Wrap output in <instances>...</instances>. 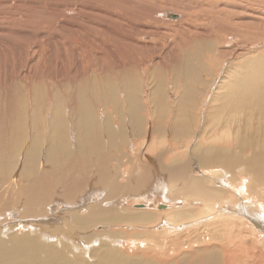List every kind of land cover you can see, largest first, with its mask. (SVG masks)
Wrapping results in <instances>:
<instances>
[{"label":"rangeland","instance_id":"374dc122","mask_svg":"<svg viewBox=\"0 0 264 264\" xmlns=\"http://www.w3.org/2000/svg\"><path fill=\"white\" fill-rule=\"evenodd\" d=\"M119 1L0 0V161L8 169L0 168V246L20 248V261L36 239L54 248L49 249L52 252L60 250L56 253L71 264H102L101 255L116 264H178L182 256L199 260L205 246L229 240L216 237L209 243L203 231L197 240L193 230L199 226L164 235L168 239L163 240L157 236L164 228L162 217L147 226L106 225L97 215L89 219L94 214L86 224L75 221L70 214L80 207L67 211L65 193L74 184L83 185L84 177L89 179L86 189L76 195L84 194L91 182L104 184V175H121L124 189L115 199L127 197L115 205L125 213L151 202L143 211L157 213L163 210L159 204L167 210L182 203L165 192L140 198L145 186L131 179L136 163L152 164L157 171L162 167L170 175L175 173V178L184 171L202 173L207 168L203 165L225 170L224 164L231 169L243 164L236 170L245 167L249 173L244 178L248 191L258 193L255 186L260 181L264 186V116L244 114L245 107L235 112L229 97H211L229 94V84L245 78L250 65L264 58V0H151L160 7L153 18L127 10L138 0ZM206 11L218 14L227 30L209 27L211 13L206 17ZM195 22L200 23L197 32L206 34V39L197 40L198 47L187 53L180 47L196 40ZM185 81L190 86L180 95L179 82ZM56 111L67 129L65 145L61 144L63 131L58 142L52 139L48 121ZM89 111L95 127L86 121ZM237 127L235 141L241 140L245 149L227 153L213 137L218 129L226 128L231 135ZM108 129L117 134L114 140L108 137ZM21 147L27 152H20ZM209 148L223 152L224 158L202 160L199 155ZM254 152L262 157L261 165L255 164L257 171L247 168ZM32 156L39 167L51 172L44 175L53 179L50 196L58 202L36 206L46 214L37 219L24 214L29 201L24 189L31 176L42 178L29 160ZM248 180L255 184L250 187ZM92 199L91 195L81 207L90 208ZM242 242L241 251L236 252L239 263L264 264L263 243H255L254 249L249 239ZM166 256L171 260L166 262ZM208 259L205 263L212 264V257Z\"/></svg>","mask_w":264,"mask_h":264},{"label":"bare ground","instance_id":"6f19581e","mask_svg":"<svg viewBox=\"0 0 264 264\" xmlns=\"http://www.w3.org/2000/svg\"><path fill=\"white\" fill-rule=\"evenodd\" d=\"M150 1L151 0L149 1L147 0L139 1L138 0V2L132 4V6L127 10L130 13H132V15L134 16H137V14H147L153 18V16L154 17L157 16V10L160 7H157V4L155 3V1H151V2ZM118 2L120 1L118 0ZM124 4L126 5L127 3H124ZM188 13L189 12H187V15H189ZM193 13H195V11H193ZM209 13L211 12L206 11L204 15L207 17V14ZM208 20H210V22L208 21L209 27L210 26L211 28L214 27V29L216 28L220 31L227 30V28H225V23L223 19L218 14L212 12ZM199 26H200V23H196V22L193 25L192 33L196 40H193L192 43H182L180 50L184 49L187 53H191V49L194 47H198L199 45L197 40L206 39L205 38L206 34L197 32V29ZM124 32L126 33V31ZM126 47L132 48L134 46L126 43ZM189 86H190V82L188 81L179 82V87H181V91L179 92L180 95H185L184 93L189 88ZM110 87L114 89L112 85ZM229 88L231 89L229 91V94H225L224 92L220 94L213 92L215 96H211V97L215 98V97H218V95L229 97L228 103L231 105L233 102L231 106L235 112H242L240 111L241 107H245V110L243 111L244 114L250 113V115L260 114L264 116V109L262 108L263 101H264V58L256 63H252L249 67L246 77L242 78L241 80L238 79L235 83L229 84ZM250 97H253V98L249 99ZM86 105L87 103H85V106ZM59 114H60L59 111L54 112L53 116L48 122H50L51 128H52V133H53L51 134L52 139L55 142H58L59 137L62 136V131H63L64 135H63V138L61 139L62 140L64 139V140L62 141L61 144L65 145V141H66L65 138L67 137L66 136L67 129L64 128L65 123L61 118V114L60 115ZM86 121L89 124H91L93 127L96 126V124L93 121V116L91 114V111L88 112L86 116ZM63 128L66 130H63ZM238 134H239L238 127L232 131L231 135L228 129L221 128L217 130V134L214 135L213 141L215 142V144L220 141L218 144H221L224 148V151L227 153L231 152L232 150L233 152H236L241 149L244 150L245 149L244 143H242L241 140L235 141L236 139L239 138L237 136ZM107 135L111 140H114L117 136V134L110 129L107 130ZM64 136L66 137L64 138ZM197 149L198 148H196L195 151L200 152L202 150V149H198V150ZM24 151L27 152V149H23L21 147L20 152H24ZM31 151L33 152L32 149L30 150V152ZM227 155H230V154H227ZM224 156L225 154L223 152L214 150L212 148L204 149L203 154L199 155V157L202 160L208 163L216 158L222 159L224 158ZM261 159L262 157L254 152L251 158L247 161V168L249 169L251 167V169L249 170L257 171L255 170L256 168L255 164L259 163L261 165V161H262ZM29 160L32 161L34 165L37 166L36 168L39 171L38 173L42 176V178L41 177L35 178L34 176H31V179L29 182L30 184L27 186L26 189H24L27 192L28 197H29L28 204L25 206L26 210L24 214L26 216H29V217L31 216L33 218H36L35 216L41 217V214L42 216L46 215L44 214L45 210L37 211L36 206H39L41 208L46 205L47 207L48 203L50 202L52 203L53 202L58 203V202L54 201V199H52V196H50L52 195L50 194V190H52L54 186L53 179H51L49 176L44 175L45 172L47 173H51V172L44 170L42 167H39V165L41 164L40 162L38 163V161L36 160V156H32L31 158H29ZM168 162H165L164 165H166ZM250 162H252V164ZM241 165L243 164H237L233 169H231L226 164H224L225 170L218 168V167L216 168L214 165H210V166L203 165V167H207V168L204 169L202 173H199V174L192 173L189 175L188 171H184L183 175H178V177L175 178L176 177L175 173H172L170 175L162 167L158 166L159 171H157L156 166H153L152 164L146 167V166H140L139 163H136L133 166L131 179L135 185L139 186V183L140 184L143 183L145 186V191L141 195H139L140 198H145L146 200V199L155 197L156 194H161V192L162 193L165 192L163 194H166L168 197H170L174 201H182V203L180 205L178 204L177 207H175V209L170 208L167 210L166 208L168 207H166L165 204H159L157 205V207L163 210L157 213L143 211V209H148L150 205L154 204L153 202H151L152 204L146 205L145 207L142 206L143 209H137V211H134L131 213H125L124 212L125 210H122L123 208L119 209L120 207L116 205L119 204L120 201L125 200L127 195H124L121 199L120 198L115 199L116 193H118L119 190L124 189V188H121L122 187L121 185L124 184L125 181L122 180L121 175L116 174V173L115 174L110 173L108 175L103 176L104 184H100L98 182H91L90 187L87 188V191L84 194L82 193V195H79V194L76 195V193L80 191L83 192L86 189L85 185L88 183L89 179L87 177H84L82 181L83 185L81 186L79 184H74V186L71 187L70 190L66 191L65 193V195L67 196L66 198L69 199V201L68 200L64 201V203H66L65 209H67L68 211V209H71L72 206L80 207L76 211H73L71 209L73 213H71L70 215L73 217L75 221L84 220L85 222L88 216L94 214L91 217H89V219L97 215V218L98 217L101 218L100 222L106 225L107 224L117 225V223L119 222L121 223L124 222V224H126L130 222V223H134V224H138L142 226H147V225L154 224L155 222H157L159 217H162L160 221H163L164 226L162 227L164 228H161L162 231H160L157 235L158 237H162V239L163 237L165 238L168 235L171 236L170 234H172L173 232L177 230L178 232H180L179 230L181 229L182 231L184 229L186 230L190 226L192 227L199 226L197 228L198 230H193L197 233L195 236L197 240L202 238L198 236V234L203 231V234L208 237L207 242L209 243L212 242L210 240H212L213 238L215 239L216 237L222 238V239L223 238L225 239V237H227V240L229 239L228 242L226 241L227 244L226 243H224L223 245L222 244H217V245L210 244L208 246H205L204 249L202 250L204 251L203 253L204 259L203 257H200L198 260V258H196L195 256H194L195 259L192 256L190 257V259L189 258L183 259V256H182L181 260L178 261V264H206L205 262L209 260L208 259L209 256L212 257V264H215V263L216 264H240L239 259H238V257L240 256H238L239 253L237 255L236 252L239 250L241 251L240 248L242 245L241 244L242 239L245 242L249 239V242L253 243L251 244L254 245V249L256 247L255 243H259V244L263 243L264 245V242H263L264 241V224H262V218L264 220V186H261L262 185L261 181L260 182L258 181L259 186H255L257 188L255 190H257L259 194L256 192L255 194L253 192L254 189L251 192L249 188V191H248L246 187L247 181L244 178L247 177V174L249 173H247L245 167H243L242 169L236 170ZM5 167H6V163H3L0 161V168L3 171L7 172L8 169L7 167L5 169ZM142 171H145V174H142L141 173ZM6 172L5 174H7ZM252 177H256V176L253 175L251 176L250 179H252ZM253 179L256 180V178H253ZM226 180H228V182ZM254 184L255 182L252 184V181L250 183L248 180V185H250V187H252ZM106 187H108V191H106ZM134 192H136V190H134ZM91 195L94 196V199L88 202V203L91 202L90 203L91 207L89 208V206L87 205L83 209V207L81 206L86 202V199L89 198ZM73 197L75 199H73ZM246 203H249V205ZM104 205H107V206L109 205V206L104 207ZM9 207L11 208V206H6V208L4 209H9ZM84 210H88L86 211L88 213L86 216H84L83 214ZM79 223H83V222H79ZM21 226H25V225L21 224ZM213 232H216L217 234L216 233L213 234ZM176 233L175 234L173 233L172 235H176ZM164 235H167V236H164ZM179 236L180 235H178V237ZM143 237L144 236H142V238ZM243 237L247 239L244 240ZM165 239H168V238H165ZM144 240H147V239H145L144 237ZM32 242H35V241H32ZM36 243H37V239H36ZM36 243L34 246L31 244L33 246V247L31 246L32 248L30 247V245H28L29 247L26 245L27 248H30V250L27 253L26 251L23 250L24 253L22 256L25 258L23 261L19 260L20 255L22 253L20 251V248L17 247L16 250H13L12 248L7 249V248H4L3 246H0V264H71L70 262L71 260L69 261L67 259H64L65 257L63 258V255L56 253L58 249H55L56 252L55 251L52 252V250H49L52 247L49 248L46 245H40L39 243L37 244ZM48 246H52V245L50 244ZM247 247H243L242 249L247 248ZM102 248H105V247H102ZM102 250L104 251V249ZM209 250H212V252L209 253L210 252ZM11 251H15V254H12ZM246 251L247 249H245V252ZM99 253L101 254V252ZM179 253H180V248L177 249V254ZM101 256L103 257L102 264H116V262H113V259L108 258L106 255L105 256L101 255ZM164 258L166 262L171 260L167 256ZM242 258L243 257H241V260ZM241 262H245V261H241Z\"/></svg>","mask_w":264,"mask_h":264}]
</instances>
